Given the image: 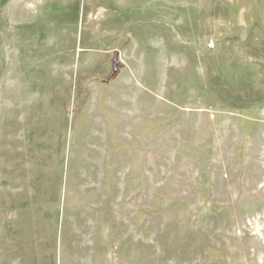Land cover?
Segmentation results:
<instances>
[{
	"label": "rangeland",
	"instance_id": "1",
	"mask_svg": "<svg viewBox=\"0 0 264 264\" xmlns=\"http://www.w3.org/2000/svg\"><path fill=\"white\" fill-rule=\"evenodd\" d=\"M0 264H264V0H0Z\"/></svg>",
	"mask_w": 264,
	"mask_h": 264
},
{
	"label": "water",
	"instance_id": "2",
	"mask_svg": "<svg viewBox=\"0 0 264 264\" xmlns=\"http://www.w3.org/2000/svg\"><path fill=\"white\" fill-rule=\"evenodd\" d=\"M117 64H118V55L116 54V58H115V66H117ZM117 68V67H116ZM116 68H115V70H114V74H115V72H116Z\"/></svg>",
	"mask_w": 264,
	"mask_h": 264
}]
</instances>
